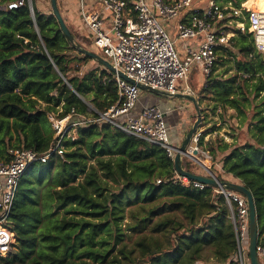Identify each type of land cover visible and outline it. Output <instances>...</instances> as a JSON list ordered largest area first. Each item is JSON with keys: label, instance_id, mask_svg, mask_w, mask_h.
<instances>
[{"label": "trees", "instance_id": "trees-1", "mask_svg": "<svg viewBox=\"0 0 264 264\" xmlns=\"http://www.w3.org/2000/svg\"><path fill=\"white\" fill-rule=\"evenodd\" d=\"M17 1L0 0V163L10 161L9 150L42 156L59 140L63 155L33 163L19 179L5 224L14 243L0 264H239L230 219L236 205L213 188L184 186L162 148L107 122L56 135L50 117L97 118L117 104L116 85L105 69H81L91 59L68 42L52 13L33 3L31 13L26 0L8 8ZM215 1L239 8L247 0ZM232 31L195 97L202 117L235 119L247 139L228 143L212 128L197 147L220 166L210 168L218 181L230 176L250 192L260 236L264 54L250 34ZM182 168L196 171L186 158Z\"/></svg>", "mask_w": 264, "mask_h": 264}, {"label": "built area", "instance_id": "built-area-1", "mask_svg": "<svg viewBox=\"0 0 264 264\" xmlns=\"http://www.w3.org/2000/svg\"><path fill=\"white\" fill-rule=\"evenodd\" d=\"M204 0L200 1L203 3ZM33 13L32 0H26ZM199 0H74L80 29L92 47L101 52L112 67L136 84H143L169 94L185 93L194 95L187 82L191 73L198 71L206 78L216 62L217 48L227 46L234 35L233 30L247 32L252 36L257 52L264 54V12L245 7L233 8L230 3L218 4L206 0L198 8ZM197 4V5H196ZM23 0L8 5L17 8ZM187 14V20L181 18ZM177 21L176 39L183 41L184 55L181 56L175 40L167 33L166 22ZM200 38L192 46L189 41ZM116 85L118 102L97 118H80L71 121L67 116L61 120L50 117L53 130L62 138L77 126L107 122L126 135L145 140L162 148L173 160L175 146L172 144L164 114L156 107H144L132 115L139 98L140 89L116 74H112ZM179 82L184 90H178ZM200 133L193 136L194 148L203 160L196 159L198 165L208 174L211 159L197 147ZM10 161L0 163V256H5L14 243L13 233L6 227L7 215L11 209L19 179L35 162L45 163L52 154L62 157L60 140L42 156L24 149L9 150ZM213 174V173H212ZM184 186L192 185L202 189L205 185L176 175ZM227 205H236L231 214L237 240L239 264H246L248 249V209L244 197L223 189H214ZM256 253L264 262V235H258Z\"/></svg>", "mask_w": 264, "mask_h": 264}, {"label": "water", "instance_id": "water-1", "mask_svg": "<svg viewBox=\"0 0 264 264\" xmlns=\"http://www.w3.org/2000/svg\"><path fill=\"white\" fill-rule=\"evenodd\" d=\"M50 7H51V13L54 16L55 20L57 21L63 35L67 38L68 42H70L76 51L80 53L82 56L88 57L91 60L96 61L103 69L109 71L111 74H116L121 79L131 83L136 84L133 80L129 79L127 76L122 74L121 72H117L112 65L105 60L102 56L97 54L96 52L89 51L85 48H83L80 44L76 43L75 38L72 34V32L69 30L68 26L66 25L64 19L62 18V15L59 11L57 0H49ZM136 86L141 91H147L149 93L162 96L163 98H170V99H181L186 100L190 102L194 108L195 114H196V120L193 123V125L189 128L187 133L185 134L182 143L179 147H175V156L173 158V166L176 175L180 177H185L190 181L197 182L200 184H203L207 187L213 188V189H223V190H229L232 192H235L246 200L247 203V209H248V259L249 264H261L258 260L257 253H256V245H257V221H256V213H255V207L252 195L250 192L240 185L239 183L230 182V181H218L215 176L212 174V172L208 169L207 172L209 175L202 176L195 173L187 172L182 168V158H191L195 157L197 155L196 150H193L189 154V151L192 150L193 147V136L197 133L198 126L200 124L201 119V109L198 105L197 98L195 95L191 94H185V93H178V94H169L167 92L153 89L151 87L145 86L143 84H136Z\"/></svg>", "mask_w": 264, "mask_h": 264}, {"label": "rangeland", "instance_id": "rangeland-1", "mask_svg": "<svg viewBox=\"0 0 264 264\" xmlns=\"http://www.w3.org/2000/svg\"><path fill=\"white\" fill-rule=\"evenodd\" d=\"M69 1V0H57V4H58V8H59V11L60 13H62V18L64 19V21H68L67 20V13L69 12H66V7L64 4H66V2ZM200 1L202 0H199V3H197L196 5L199 6L198 8L202 7L206 0L203 1V3H201ZM249 1L251 0H247L245 4H247V8H250V9H264V0H256V4L255 2L253 1L252 3L254 4H248ZM32 3L34 5H36V7L38 8V10H40L42 13H45V14H50L51 13V7H50V2L49 0H32ZM244 4V5H245ZM252 6V7H250ZM259 7V8H258ZM66 25H67V22H66ZM68 26V25H67ZM70 30L72 31V34L73 36H76V38L79 40V42H81L80 39H83V37L80 35V34H77L73 31V29L71 27H69ZM82 43V42H81ZM81 46L89 51H92L91 49V46H89L88 44H81ZM93 52H96L97 54H99L100 56L103 57L102 53L97 51V50H94ZM81 69L83 71H87V70H101L102 67L94 60H91L85 64L82 65ZM203 77H201V82L203 81L202 80ZM198 81V78H197V75L195 73V71L192 72L190 78H189V86L190 88L194 91V93L196 92V89H194L195 86H198L200 83L197 82ZM179 84H182V82H179ZM145 100H147L148 104L146 105H142L141 103H143ZM161 100H164V98L162 96H158V95H155V94H152V93H149L147 91H141L140 90V93H139V98H138V101L136 103V106H135V109L133 110L132 112V115H136L138 111L142 110L144 107H156L158 108L159 110L162 111V107L157 104V102L155 101H161ZM175 100V99H174ZM163 112V111H162ZM229 116V112H227V114L224 115V120H226V118ZM196 120V116L194 114V117H190V124L188 125L187 129H186V133L187 131L189 130V128L193 125V123L195 122ZM164 121L166 123V126L168 128V125H167V122L165 120V117H164ZM212 128H219V130L217 131V133L224 138V140L228 143L231 142V138L230 137H234L237 139L238 142H243L244 140H246V128L245 127H242L238 125L237 123V120L235 119H229L227 122L225 123H221L220 122V119L217 117V116H213L211 115L210 112L207 113V115H205V117H202L201 116V119H200V124L198 126V129H197V133H201L203 131H209L211 130ZM73 133V132H72ZM185 133V134H186ZM168 134H169V138L171 140V136H170V130L168 128ZM216 136V133H213L211 135H208L205 137V140L208 139V138H214ZM195 146L194 142H193V147ZM201 150V149H200ZM192 158V157H191ZM196 159H200V160H203V158L201 157V155L197 156L195 159H187L197 170H203L197 163V160ZM214 164L212 163L211 164V168H214ZM216 169V168H215ZM215 172H217L216 170H214ZM231 219V217H230ZM232 220V219H231Z\"/></svg>", "mask_w": 264, "mask_h": 264}, {"label": "crops", "instance_id": "crops-1", "mask_svg": "<svg viewBox=\"0 0 264 264\" xmlns=\"http://www.w3.org/2000/svg\"><path fill=\"white\" fill-rule=\"evenodd\" d=\"M64 5L66 7V12L69 11L67 13V20L68 21L65 20V23L67 22V25L69 27H71L75 33L80 34L83 37V40L88 42L81 32V29L79 26L80 25L79 18L77 16L76 9L74 7V0H69ZM61 15H62V13H61ZM181 20L186 21L187 20V14L183 15ZM176 23H177V21H174V20L170 21V22H166L164 27H165L167 33L170 35V37H172L175 40V45H176V49H177L178 53L181 56H183L185 43L183 41L176 39ZM199 41H200V38H198L196 40L189 41V43L192 46H194V44H198ZM89 46H91L92 51L95 50L92 47L91 43L89 44ZM195 73H196L197 78H198L197 82L202 84L201 83L202 75L198 71H195ZM188 82H189V80H188ZM188 82H187V84L189 86ZM178 86H179L178 90L180 92H182L184 90V84L182 83V84H179ZM194 95H195V93H194ZM147 102L148 101L145 100L141 104L146 105V104H148ZM155 102H157V104H159L162 107V111H163L165 120H166L168 128L170 130V136H171L172 144L175 147H179L183 141L184 136H185L186 129H187L188 125L190 124V121H189L190 117H192V116L194 117V114H195V111H194L192 104L186 100H181V99H175L174 100V99H170V98H164V100L155 101ZM197 102H198V99H197ZM195 116H196V114H195ZM183 158H185V157H183ZM186 159H188V158H186ZM214 168H216V170L219 172L221 171L220 166H217ZM195 174L207 176V173L204 170L201 171V170L196 169ZM225 180L237 183V181L234 180L233 178H231L230 176H226Z\"/></svg>", "mask_w": 264, "mask_h": 264}, {"label": "bare ground", "instance_id": "bare-ground-1", "mask_svg": "<svg viewBox=\"0 0 264 264\" xmlns=\"http://www.w3.org/2000/svg\"><path fill=\"white\" fill-rule=\"evenodd\" d=\"M255 2V4H256V0H251V1H249V3L248 4H254V3H252V2ZM246 3V2H245ZM245 6H247V4H245ZM250 7H252V6H250ZM259 11H261V12H264V9H258Z\"/></svg>", "mask_w": 264, "mask_h": 264}]
</instances>
